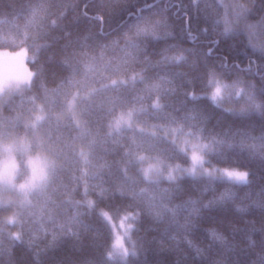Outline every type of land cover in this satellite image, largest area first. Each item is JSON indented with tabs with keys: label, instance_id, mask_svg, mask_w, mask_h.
I'll list each match as a JSON object with an SVG mask.
<instances>
[{
	"label": "trees",
	"instance_id": "16d2710c",
	"mask_svg": "<svg viewBox=\"0 0 264 264\" xmlns=\"http://www.w3.org/2000/svg\"><path fill=\"white\" fill-rule=\"evenodd\" d=\"M127 2L0 0V57L26 60L29 64L26 75L0 90V137L30 138L33 121L42 105L46 114L38 127L46 138L45 150L52 161L45 186L31 195L27 205L18 208V223L13 226L1 220L0 264H15L14 257L21 254L27 257L24 264H37L32 258L37 252L40 264H59L61 259L68 264L71 260L68 247H62L55 261L47 259L45 250L63 234L76 229L77 215L84 220L90 218L89 203L99 212L106 211L110 203L147 207L151 202L155 210L163 213V221L154 223L151 216L145 215L140 223L137 236L147 237L148 261L168 264L180 258L188 251L183 243L184 229L168 220L171 212L165 207L167 201L163 197L176 183L181 188L174 196L175 203H182L189 195L196 196L197 192L188 185L191 178L149 180L143 173L144 163L149 159L172 166L190 163L183 154L174 152L172 141L175 140L166 130L177 129L182 122L185 125L182 130L195 132L200 124L184 119L192 101L182 108V91L171 90L180 85L182 90L194 86L198 92L206 91L209 87L206 68L227 57L229 64L240 67H232L224 78L254 83L255 100L264 103V79L255 68L246 70L248 62L255 60L260 64V73H264V55L247 46L243 33L223 36L217 31V18L221 19V30L225 25L223 17L216 16V8L225 0H131L127 7L120 8ZM243 2L228 0L232 5ZM53 3L57 7L50 10ZM137 11L160 21L152 25L157 33L173 34L172 39L154 43V47L172 43L194 49L199 67L183 65L177 69L157 65L160 57L146 59L142 52L132 49L131 44L142 40L136 28L129 27L134 22L129 13ZM65 31L71 36L53 46L52 37L63 36ZM190 34L196 37L195 43ZM129 52L132 54L126 55ZM53 56L55 63H50ZM172 72L182 74L173 79ZM249 91L246 85L240 103L248 105L250 110L243 115L226 114L207 99L200 100L197 106L207 117L205 131L264 135V114L251 110L253 101L247 98ZM78 93L84 97L78 102L80 119H75L67 107ZM126 113H134L136 122L117 129V120ZM260 147L257 143L256 150ZM218 162L249 169L252 183L239 187V196L251 194L252 199L264 200V162L255 158L252 151H240L237 147L227 160ZM20 170L19 181L27 175L23 161ZM217 187L220 190L223 185ZM100 192H115L116 198L101 200ZM211 195L209 192L208 196ZM119 221V217L113 219L112 230L105 227V240L113 246L114 227ZM130 223L133 221L129 220ZM262 226L264 208L254 206L242 213L229 203L205 210L190 238L206 243L205 229L216 227L232 242L244 245L246 235ZM234 227L240 231L233 234ZM260 238L261 233L257 232L254 239ZM177 240L179 249H176ZM143 259V256L133 258L132 264H143ZM181 264L185 262L181 260Z\"/></svg>",
	"mask_w": 264,
	"mask_h": 264
},
{
	"label": "snow or ice",
	"instance_id": "6c2138e0",
	"mask_svg": "<svg viewBox=\"0 0 264 264\" xmlns=\"http://www.w3.org/2000/svg\"><path fill=\"white\" fill-rule=\"evenodd\" d=\"M128 0L120 8L127 7ZM55 3L49 6V9L56 8ZM58 15V13H52ZM130 17L134 22L129 26L135 27L137 36L142 37L141 43L131 44L130 47L142 52L146 59L152 56L160 57L156 61L157 65L175 66L177 69L183 65H190L192 68L199 67V61L196 58L194 49L183 48L179 44L165 43L163 47H154V43L167 41L173 38L171 32H165L162 35L157 33L152 25L159 24L152 18L145 17L142 11L130 12ZM216 16L223 17L224 27L221 30V19L217 18V31L220 35L227 36L234 32L243 33L247 46L254 51H259L264 55V0H244L239 5H232L225 0L216 8ZM102 19L101 17H99ZM143 25V27H141ZM206 31V30H205ZM71 33L65 31L63 36L56 35L52 37L53 46L62 39L70 37ZM192 43H195L196 37L190 34ZM68 43H71L69 40ZM218 43V41L216 42ZM141 44L143 45L141 47ZM67 47V44L65 45ZM179 49V51H177ZM174 53V54H172ZM132 53H126L131 55ZM50 63H55V56L51 58ZM232 67L240 66L231 65L227 57L216 65H209L206 68L207 83L209 87L206 91L198 92L194 86L187 89L173 88L171 91L181 92L184 96L182 108L188 106V102L192 101L191 108H188L184 119L197 122L200 127L195 132L189 131L187 137H195V141L185 140L182 143L172 141L174 152L183 154L185 158L191 161L192 166L183 169L184 174L191 178L188 185L196 192V196L189 195L182 203H175L174 196L181 188L179 183L171 190H166L164 199L167 201L165 207L171 212L168 218L179 223L184 229L183 243L187 245L188 251L184 252L180 258L168 261V264H181V260L185 264H264V226L259 229H253L246 237L244 245L232 242L225 234L216 227L205 229L207 234L206 243H198L192 240V230L197 227V220L205 210H212L222 207L226 204L232 206L239 212H246L248 208L259 206L264 208V200L252 199L251 194H246L241 198L238 188L248 186L252 183L251 171L242 169L231 164H221L218 160H227L229 153L239 148L240 151L250 150L255 158L264 162V135L260 137L251 136V134H243L237 132L210 133L205 131L207 117L197 106L198 102L207 99L214 107L221 109L229 115H243L248 112L249 106L240 103L246 91V85L250 89L248 100L253 101L251 110L264 114V103L255 100V84H246L240 79L228 81L224 78L226 72H230ZM253 68L257 70V74L264 79V73H260V64L255 60H250L246 66V70L251 71ZM177 72L171 73V78L176 79ZM191 127V125H187ZM178 129H182L185 125L179 122ZM237 138L238 141H237ZM261 145L260 150H256V145ZM191 145L189 148L188 145ZM211 156L213 160L207 159ZM207 165V166H206ZM179 167V166H177ZM200 169L198 172L197 169ZM173 179V177H169ZM218 184L223 185L218 190ZM211 192L212 195L208 196ZM101 200L106 197L110 200L116 198V193L100 192L98 194ZM207 197V198H205ZM237 201H240L239 203ZM247 201L248 203H244ZM92 209L89 219H81L79 215L74 218L77 225L72 232L65 233L61 236L51 248L45 250L47 259L55 261L57 253L66 246L70 249L71 260L68 264H132L133 258L139 259L143 256V264H150L148 261V240L147 237H138L137 232L140 230V223L145 215L151 216L153 222L163 221V213L155 210V205L151 202L147 207L140 205H113L109 204L106 211H97L89 203ZM123 214V215H122ZM119 217L121 225L124 221L131 220L133 223L127 224V241L125 245V237L118 236L115 245H110L105 240V227L112 230V221ZM233 234L240 229L233 228ZM261 233V238L254 239L256 233ZM173 239L177 238L173 236ZM153 243L155 241H152ZM15 247V245H14ZM180 241L177 240L176 249H179ZM115 249V250H113ZM31 251V247L28 249ZM168 251H173L169 249ZM37 264H40V254L34 253L33 257ZM27 257L21 254L14 257L15 264H24ZM59 264H65V260L61 259Z\"/></svg>",
	"mask_w": 264,
	"mask_h": 264
},
{
	"label": "rangeland",
	"instance_id": "374dc122",
	"mask_svg": "<svg viewBox=\"0 0 264 264\" xmlns=\"http://www.w3.org/2000/svg\"><path fill=\"white\" fill-rule=\"evenodd\" d=\"M28 71V61L0 57V90L26 75ZM83 97V94H76L67 107V112L75 119H80L78 102ZM41 107L33 121V135L30 138L0 137V222L3 220V223L13 226L18 223V208L27 205L31 195L45 186L52 169V161L48 156L47 150H45L46 138L41 128L38 127V124L46 114L42 105ZM135 122L134 113L122 114L116 122V128L130 127ZM166 131L173 136L177 143H182L185 140L195 141V137H187L188 132L182 129L177 128ZM188 146L189 148L191 147L190 144ZM21 161L24 163L27 175L19 181ZM191 166V161L188 166H172L155 159H149L144 163L143 173L149 180H170L169 177L171 176L173 179L170 181H172L186 176L183 169ZM197 171L199 172L200 169L198 168ZM128 222L129 220H126L121 225L119 221L117 226L114 227L115 243L116 238L121 236L125 237V245H128ZM1 224L0 229L2 228Z\"/></svg>",
	"mask_w": 264,
	"mask_h": 264
}]
</instances>
